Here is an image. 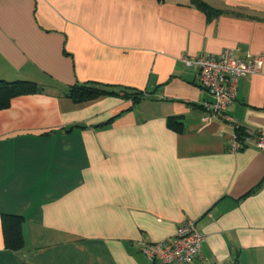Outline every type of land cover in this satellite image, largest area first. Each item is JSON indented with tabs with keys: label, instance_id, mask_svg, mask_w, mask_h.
I'll return each mask as SVG.
<instances>
[{
	"label": "crops",
	"instance_id": "obj_1",
	"mask_svg": "<svg viewBox=\"0 0 264 264\" xmlns=\"http://www.w3.org/2000/svg\"><path fill=\"white\" fill-rule=\"evenodd\" d=\"M193 1L0 0V80L41 88L0 109V264H148L188 221L193 264H264V65L226 110L250 142L230 152L236 128L202 121L212 97L181 62L264 57V0H197L210 18ZM81 85L114 93L76 105Z\"/></svg>",
	"mask_w": 264,
	"mask_h": 264
},
{
	"label": "built area",
	"instance_id": "obj_2",
	"mask_svg": "<svg viewBox=\"0 0 264 264\" xmlns=\"http://www.w3.org/2000/svg\"><path fill=\"white\" fill-rule=\"evenodd\" d=\"M181 62L187 68L196 69L197 83L212 97V102L204 106L206 115L202 121L220 119L235 128L237 125L226 110L235 100L239 79L257 74L264 65V57L247 54L239 59L233 50L225 49L217 57L183 56ZM249 143L246 139L245 144ZM255 146L264 150V142H257ZM240 148L234 136L229 151L236 152ZM202 244L203 237L195 223L188 221L178 229L172 240L146 245L143 254L148 264H193Z\"/></svg>",
	"mask_w": 264,
	"mask_h": 264
},
{
	"label": "trees",
	"instance_id": "obj_3",
	"mask_svg": "<svg viewBox=\"0 0 264 264\" xmlns=\"http://www.w3.org/2000/svg\"><path fill=\"white\" fill-rule=\"evenodd\" d=\"M193 4L199 10L204 12L208 18L211 16L217 15V11L209 8L205 4L200 1L194 0ZM41 88H39L36 84L27 81H16V82H5L0 80V109L7 108L11 102V100L29 94H34L36 92H40ZM126 96L132 98L133 103H137L141 99V93L139 92H130L128 93L127 90H122ZM113 91H109L105 88H101L98 86H90V85H81L75 86L74 88L69 90L67 95L68 99L73 104L82 105L88 102H91L103 95L113 94ZM168 125L171 129L178 131V127L180 126L179 122L176 121L174 118H170L168 120ZM235 138L236 141L241 145L240 150L247 147L245 144V140L248 137L243 131V129L239 128L237 125L235 127ZM12 218L11 220L14 223H10L11 226L6 229V224L8 219ZM20 223V218L18 217H4L3 218V229H4V237H5V245L8 249H16L18 248V243L15 244L14 241L19 240V232H18V225Z\"/></svg>",
	"mask_w": 264,
	"mask_h": 264
}]
</instances>
